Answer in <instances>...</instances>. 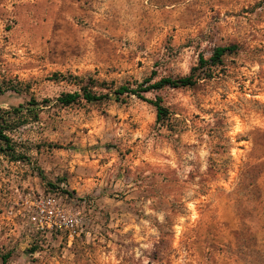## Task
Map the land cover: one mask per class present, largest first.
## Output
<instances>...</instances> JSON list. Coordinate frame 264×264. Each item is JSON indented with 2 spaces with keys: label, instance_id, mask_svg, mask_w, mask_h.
Instances as JSON below:
<instances>
[{
  "label": "rangeland",
  "instance_id": "1",
  "mask_svg": "<svg viewBox=\"0 0 264 264\" xmlns=\"http://www.w3.org/2000/svg\"><path fill=\"white\" fill-rule=\"evenodd\" d=\"M80 87L106 98L57 102ZM1 118L0 264H264V0H0Z\"/></svg>",
  "mask_w": 264,
  "mask_h": 264
},
{
  "label": "trees",
  "instance_id": "2",
  "mask_svg": "<svg viewBox=\"0 0 264 264\" xmlns=\"http://www.w3.org/2000/svg\"><path fill=\"white\" fill-rule=\"evenodd\" d=\"M240 51V46L237 44H233L227 47H217L213 50L209 59L205 60L203 57H199L198 64L190 70L189 75L171 79V78H163L160 79L157 83L152 85H148L149 82L146 81L144 84H140L137 86L136 89H130L128 87H119L118 89L111 92L112 95L121 96L123 94H130L138 99L146 102L141 94L150 92L152 90H159L164 87H169L173 89L178 88H191L195 86L199 81L211 79L214 75V71L217 68L223 67V58L225 56L236 55ZM106 98L105 95H97L92 91L88 90L86 87H80L79 92H74L71 94H64L61 95L57 102L63 106H69L75 103L79 99H83L86 103H92L96 101H100ZM156 110V123L159 126H167L168 121L170 120V114L168 111L163 108L158 101L156 102H149ZM18 111V110H15ZM8 114V113H3ZM167 123V125H166ZM9 130L6 126V121L4 119H0V144L7 147L10 144V139L4 135V132ZM219 171L223 170L219 167Z\"/></svg>",
  "mask_w": 264,
  "mask_h": 264
},
{
  "label": "built area",
  "instance_id": "3",
  "mask_svg": "<svg viewBox=\"0 0 264 264\" xmlns=\"http://www.w3.org/2000/svg\"><path fill=\"white\" fill-rule=\"evenodd\" d=\"M56 202L53 198L46 197L35 202V210L30 216V220L38 230L53 231L62 230L68 232V237L72 238L75 233L76 220L57 213Z\"/></svg>",
  "mask_w": 264,
  "mask_h": 264
}]
</instances>
